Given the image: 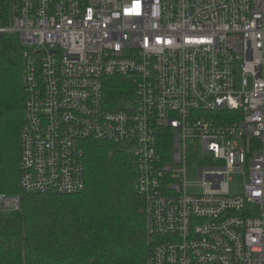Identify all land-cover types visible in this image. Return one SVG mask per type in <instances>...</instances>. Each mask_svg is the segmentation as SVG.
<instances>
[{
  "label": "built area",
  "instance_id": "built-area-1",
  "mask_svg": "<svg viewBox=\"0 0 264 264\" xmlns=\"http://www.w3.org/2000/svg\"><path fill=\"white\" fill-rule=\"evenodd\" d=\"M11 9L0 34L24 46L22 190L79 194L87 144L121 145L145 203V264H264V0ZM200 154L211 164L190 183ZM20 208L0 195V212Z\"/></svg>",
  "mask_w": 264,
  "mask_h": 264
},
{
  "label": "trees",
  "instance_id": "trees-1",
  "mask_svg": "<svg viewBox=\"0 0 264 264\" xmlns=\"http://www.w3.org/2000/svg\"><path fill=\"white\" fill-rule=\"evenodd\" d=\"M11 11V0H0V27ZM23 52L18 35L0 34V195L21 197L19 211L0 212V264H145V203L133 156L121 145L87 144L79 194L22 190Z\"/></svg>",
  "mask_w": 264,
  "mask_h": 264
},
{
  "label": "rangeland",
  "instance_id": "rangeland-1",
  "mask_svg": "<svg viewBox=\"0 0 264 264\" xmlns=\"http://www.w3.org/2000/svg\"><path fill=\"white\" fill-rule=\"evenodd\" d=\"M211 162L207 161L205 157L200 154L198 158L191 159L187 162V179L190 183H196L198 181L197 170L201 166H209ZM196 189L194 187L190 188V192H194ZM232 191H241L243 192V184L241 179H235V182L232 186Z\"/></svg>",
  "mask_w": 264,
  "mask_h": 264
}]
</instances>
